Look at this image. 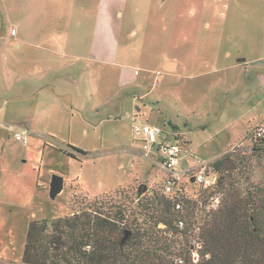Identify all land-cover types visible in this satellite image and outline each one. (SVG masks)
Instances as JSON below:
<instances>
[{
  "label": "rangeland",
  "instance_id": "374dc122",
  "mask_svg": "<svg viewBox=\"0 0 264 264\" xmlns=\"http://www.w3.org/2000/svg\"><path fill=\"white\" fill-rule=\"evenodd\" d=\"M180 2L0 0V33L5 38L12 26L18 31L26 26L30 35L91 40L93 53L102 44L112 51L116 41L121 54L120 60L96 56L76 61L81 86L74 106H65L51 93L49 84L59 79L57 71L16 81L0 72V264H24L32 221L72 215L96 199L135 206L139 195L164 194L167 173L159 167L158 156L143 155L135 124L160 123L173 142L175 135L188 139L179 171L188 164H211L238 145L236 155L243 164L226 176L239 185L264 186V154L253 152L247 138L255 124H264V62L247 73L158 79L164 60L194 55L201 38L198 18L206 19L209 12H201L196 2L190 12H183ZM226 15L232 20L231 12ZM2 47L0 43V54ZM123 71L127 74L120 80ZM38 85L46 86L40 97H14ZM104 101L108 103L100 107ZM123 103L124 111L118 108ZM250 109L255 112L249 115ZM253 118L260 123L253 122L249 130ZM19 129L29 131L27 145L15 141ZM54 175L65 179L56 197L50 191ZM211 178L218 179V174ZM190 181L181 177V187L192 195L196 187Z\"/></svg>",
  "mask_w": 264,
  "mask_h": 264
},
{
  "label": "trees",
  "instance_id": "16d2710c",
  "mask_svg": "<svg viewBox=\"0 0 264 264\" xmlns=\"http://www.w3.org/2000/svg\"><path fill=\"white\" fill-rule=\"evenodd\" d=\"M251 142L253 152L264 154L263 141ZM66 153L74 157L73 153ZM237 153H226L209 164V172L218 174L215 189L223 192L225 198L218 210L200 218L203 251L197 264H264V186L239 185L228 178L231 175L226 176L243 164ZM186 194L189 193L182 187L171 195L142 198L139 195L135 206L133 202L131 206L121 202L109 205L96 199L72 215L52 221H32L22 261L175 264L176 257H183L186 264H194L187 249V233L194 223L195 199L187 198ZM178 202L184 203L180 211L175 210ZM179 219L185 221L183 230L177 226ZM170 233H174V238L169 237Z\"/></svg>",
  "mask_w": 264,
  "mask_h": 264
},
{
  "label": "crops",
  "instance_id": "0c3cea01",
  "mask_svg": "<svg viewBox=\"0 0 264 264\" xmlns=\"http://www.w3.org/2000/svg\"><path fill=\"white\" fill-rule=\"evenodd\" d=\"M193 2L202 6L201 12L209 11L206 14V19L198 18L201 20L202 28L196 51L192 57L183 56L178 59L167 58L164 60L160 71H158L159 80H163L167 75L206 76L219 73H247L250 69L257 67L254 65L255 63L264 62V0H181L180 9L183 12L186 10L190 12ZM226 12H231L232 20H228ZM119 14L122 15L121 10H119ZM1 27L2 25H0ZM12 28L14 27L12 26L10 31ZM16 31L15 36L8 32L9 36L6 38L2 32L0 33V43L3 45L0 54V72L11 75V78L16 81L35 78L44 72L57 71L55 75L59 79L56 78L57 81L49 86L51 93L56 97L55 100L63 102L64 105L74 106L79 96L81 85L78 76H75L74 70L78 65L76 61L96 59V56L121 59L116 41L112 44V51L102 44L101 48L97 47L98 53H93L94 48L91 40L85 41L76 36L30 35L26 26L20 27L19 31L18 29ZM132 34H136L135 30L132 31ZM109 64L114 68L118 67L113 65L116 64L113 61ZM126 74L125 71L121 72L120 80H124ZM44 87L46 86H33L32 92L24 91L22 96L14 97H40L42 94L40 91ZM107 103L108 101H104L100 107ZM118 108L124 111L126 104L123 103L122 107L118 106ZM138 111L142 112V109L138 108ZM249 111V115L255 112L252 109ZM137 115L141 116V113ZM259 121L256 118L249 121V130ZM150 122L147 123L160 125V123ZM253 122L257 124L252 125ZM161 127L167 132L164 126ZM71 130L72 128H69V131ZM169 138L171 139L170 136ZM174 139L184 143V151L188 139L182 134L175 135ZM191 156L196 159L194 153ZM189 167L195 166L188 164L187 169Z\"/></svg>",
  "mask_w": 264,
  "mask_h": 264
},
{
  "label": "built area",
  "instance_id": "2783aa9c",
  "mask_svg": "<svg viewBox=\"0 0 264 264\" xmlns=\"http://www.w3.org/2000/svg\"><path fill=\"white\" fill-rule=\"evenodd\" d=\"M12 36H15L16 28L10 31ZM168 132H165L160 125L135 124L134 137L140 138L141 151L147 158L151 156H158L159 167L167 173L164 181V193L166 195L173 194L176 190H181V177L187 176L189 180L194 179L196 190L191 196L187 198L195 199V208L193 216V227L188 231V245L187 249L190 251L191 261L197 264L202 259L203 251V231L201 229V216L213 211L218 210L224 201V193L215 189L216 180L211 178L212 172H209L210 163H201L199 166L189 167L184 171L177 170L183 160V144L178 141L173 142L169 138ZM249 140L263 141L264 142V124H257L255 128L249 133ZM14 139L24 145L30 141L29 131L26 129H19L14 132ZM137 141V140H135ZM240 150L239 146L231 148L227 153L233 154ZM202 162V160H200ZM182 174V176H181ZM216 175V174H215ZM184 203L178 202L175 205V210L180 211L183 209ZM177 226L180 230L185 227V221L179 219ZM169 237L174 238V233H170ZM209 258V255L206 256ZM175 264H186L183 257H176Z\"/></svg>",
  "mask_w": 264,
  "mask_h": 264
},
{
  "label": "water",
  "instance_id": "95a60500",
  "mask_svg": "<svg viewBox=\"0 0 264 264\" xmlns=\"http://www.w3.org/2000/svg\"><path fill=\"white\" fill-rule=\"evenodd\" d=\"M194 182V179L191 180ZM65 186V179L64 177L60 175H54L51 181V196L56 197L58 194H60Z\"/></svg>",
  "mask_w": 264,
  "mask_h": 264
}]
</instances>
